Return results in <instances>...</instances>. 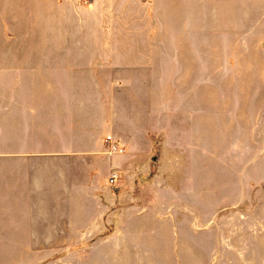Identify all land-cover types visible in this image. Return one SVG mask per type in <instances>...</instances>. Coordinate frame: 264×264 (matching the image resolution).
I'll return each mask as SVG.
<instances>
[{
	"label": "crops",
	"instance_id": "1",
	"mask_svg": "<svg viewBox=\"0 0 264 264\" xmlns=\"http://www.w3.org/2000/svg\"><path fill=\"white\" fill-rule=\"evenodd\" d=\"M263 36L264 0H0V123L17 142L0 161V248L100 232L112 173L131 189L149 153L120 91L165 90L221 43Z\"/></svg>",
	"mask_w": 264,
	"mask_h": 264
},
{
	"label": "rangeland",
	"instance_id": "2",
	"mask_svg": "<svg viewBox=\"0 0 264 264\" xmlns=\"http://www.w3.org/2000/svg\"><path fill=\"white\" fill-rule=\"evenodd\" d=\"M216 48L181 83L120 91L149 153L136 187H109L100 232L37 235L0 264H264V39ZM1 129L4 161L17 142Z\"/></svg>",
	"mask_w": 264,
	"mask_h": 264
},
{
	"label": "built area",
	"instance_id": "3",
	"mask_svg": "<svg viewBox=\"0 0 264 264\" xmlns=\"http://www.w3.org/2000/svg\"><path fill=\"white\" fill-rule=\"evenodd\" d=\"M107 141H112V137H108ZM119 149L115 150L118 151ZM118 181V175L117 173H113L110 178V184L114 185Z\"/></svg>",
	"mask_w": 264,
	"mask_h": 264
}]
</instances>
